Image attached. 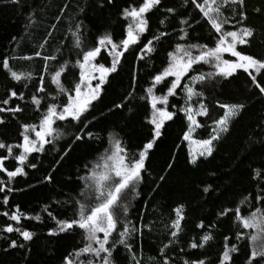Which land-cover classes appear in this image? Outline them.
<instances>
[{
    "label": "trees",
    "instance_id": "16d2710c",
    "mask_svg": "<svg viewBox=\"0 0 264 264\" xmlns=\"http://www.w3.org/2000/svg\"><path fill=\"white\" fill-rule=\"evenodd\" d=\"M141 2L20 0L18 4H13L10 0H0V58L9 57L15 70L31 72L33 76L31 81L16 83L0 69V99L5 98L11 89L23 92L25 102L33 94L39 95L42 98L41 111L48 103L62 104L66 98L57 94L55 86L48 80V74L42 72L43 60L34 58L24 61L12 57L33 56L36 51H40L42 55L57 56L60 62L69 60V72L78 75V69L72 67L78 51L72 47L71 32L75 31V26L81 25L86 46H91L104 33L111 34L114 40L119 41L128 23L121 18V10L129 5L138 6ZM183 4L184 0H161V8L147 14L150 30L141 37L142 42L160 30H167L169 36L156 43L155 51L145 60H137L132 54L125 53L126 59H122L118 72L109 75L108 82L102 86L101 97L93 102L91 112L86 114L92 121L90 130L99 138L76 142L63 160H60V155L67 146L68 137L45 145L44 152L33 153L28 157L24 166L26 176L14 178L9 185L14 190L0 193V212H11L18 206L26 216L39 214L41 217L40 221L22 218L17 225L7 217L0 216V264H62L74 246L80 245L82 236L79 230L72 234L49 236L48 232L55 227V223L43 209L48 206V210L58 219L72 216L73 199L82 187L78 176L84 175L85 165L94 161L107 147L109 133H118L129 153H136L142 147L149 135L145 118L150 109L140 97L144 95L143 89L148 86L151 75L166 64L167 52L176 43V27L180 18L188 19L191 23V27L184 26L188 38L182 43L214 44L210 26L198 14V10L192 6L184 7ZM166 8L176 9V15L169 16L163 11ZM244 11L247 15L244 23L254 29V37L248 46L238 50L264 59V0H244ZM226 14H231V9H227ZM162 19L165 20L164 25L160 24ZM197 20L200 23H196ZM40 44H44L43 49L39 48ZM225 58L234 59L227 54ZM100 59L101 62H110V58L105 56ZM48 66L51 72L58 67V62L49 61ZM210 70L208 65L201 66V71ZM133 73L136 74L133 97L125 101L122 108H114L115 103H120L129 91H133L129 87ZM41 75L46 79V92L35 93ZM71 79L69 75L68 80ZM196 87L204 92L209 116L198 117L206 126L196 130L195 138H207L210 132L207 125L223 114V109L216 107L217 102L240 103L245 107L231 121L229 131L214 142L212 156L200 157L194 165L188 163L187 145L181 140L186 128L183 114L177 112L172 121L165 123L162 136L145 162L147 170L142 173V180L137 185L139 195L135 199L129 198L128 219L147 227H144L142 235L128 239L132 253L122 245L116 247L112 256L113 264H134L133 254L140 264H161L160 249L164 244H169L170 239L166 226L170 224V219L175 218L173 209L180 205L183 206L184 214L182 229L178 240L169 244L165 253L170 264H184L185 260L194 259H203L206 264H218L225 236H229L232 243L244 250L247 242L236 240L237 228L232 220L225 217L218 222L217 213L224 207L234 208L243 196L249 193L254 195L258 191L259 182L252 179V174L253 169H264V97L251 88L247 74L242 71L227 80L216 77ZM178 92L177 97L170 98V105L175 104L177 108L183 103L180 98L183 93L179 89ZM53 96H56L55 101L51 99ZM198 99L194 98L193 103H197ZM25 102L13 100L11 105ZM27 107V114H17L16 118L8 112L0 113V119L6 121V125H0V140L17 143L20 141L21 122H39L40 113L32 111L30 104ZM57 124L65 129L72 127L69 121H57ZM177 145L180 147L177 148ZM0 154L6 153L0 150ZM31 163L36 164L35 169L29 167ZM169 163L171 168L168 167ZM5 165L13 170L15 161L9 159ZM49 173L51 182L44 181ZM0 179L7 182V177L2 173ZM206 186H210L208 193L203 191ZM4 195L9 197L7 206L2 203ZM248 210L244 209L245 214ZM201 221L206 228L215 225L210 229L213 239L203 248L190 249L188 243L192 239L198 241L204 234V230L196 227ZM9 223L32 232V239L24 241L15 232H3V227ZM113 237L118 239L116 233ZM11 240H16L18 245L23 244V247H9ZM233 256L235 264H245L243 255Z\"/></svg>",
    "mask_w": 264,
    "mask_h": 264
},
{
    "label": "snow or ice",
    "instance_id": "6c2138e0",
    "mask_svg": "<svg viewBox=\"0 0 264 264\" xmlns=\"http://www.w3.org/2000/svg\"><path fill=\"white\" fill-rule=\"evenodd\" d=\"M10 2L18 4L20 0H10ZM108 3H112V0H108ZM182 6H192L198 10V14L210 26L214 44L209 46L200 43H182L188 38L184 26L191 27V23L188 19L180 18L176 27V43L167 52L166 64L161 65L151 75L148 86L143 89L144 95L140 97L141 100L146 101V107L150 109L145 118V123L149 126V135L142 147L136 153H129L119 134L109 133L107 147L94 161L85 165V174L78 176L82 187L78 196L73 199L72 216L58 219L48 210V206H45L43 211L55 223V227L48 232L49 236L72 234L77 230L82 236L80 245L74 246L73 251L65 256L62 264H113V252L118 245L124 246L129 253H132L128 239L134 235H142L144 227L147 226L134 224L128 219L129 198L135 199L139 195L137 185L142 180V173L147 170L145 162L149 158V153L162 136L165 123L172 121L177 112L182 113L186 120V128L181 140L187 145L188 163L194 165L200 157L212 156L214 142L229 131L231 121L243 111L245 105L217 102L216 107L223 109V114L207 125L210 128L207 138H195L196 130L206 126L198 117L209 116L204 92L197 90L198 84L204 85L216 77L227 80L234 77L238 71H242L247 74L251 88L264 97V59L238 50L248 46L254 37V29L244 23L247 19L244 0H184ZM159 8H161V0H142L138 6L129 5L123 8L121 18L128 23L119 41L114 40L111 34L104 33L99 35L91 46H86L81 34V25H76L71 35L72 47L78 51L72 67L78 69V75L69 72V60L60 62L57 56L42 55L40 51H36L33 56L12 57L24 61H31L34 58L43 60L42 72L48 74V80L55 86L57 94L62 95L66 100L62 104L48 103L41 111L42 98L37 94H33L29 101L25 102L23 92L18 93L10 89L6 97L0 99V113H11L13 118L20 113L27 114L28 104L31 105L32 111L40 113L38 123L26 121L20 123L19 142L6 143L0 140V150L6 153L0 154V173L7 177V182L0 179V193H10L14 190L9 185L14 178L26 176L24 166L28 157L33 153L44 152L45 145L68 137L67 146L60 155V160H63L73 150L72 146L76 142L99 138L90 130L92 121L86 114L91 112L93 102L101 97L102 86L108 82L109 75L118 72L122 59H126L125 53L132 54L137 60H145L155 51L156 43L169 36L167 30H160L146 42L141 40V37L150 30L147 14ZM227 9H231V14H226ZM163 11L169 16L176 15L174 8H166ZM256 11L259 12V9ZM196 23H200V20ZM160 24L164 25L165 20L162 19ZM43 47L44 44L39 45V48L43 49ZM225 54L234 59L225 58ZM102 56L110 58V62H101ZM49 61L58 62V67L51 72H49ZM203 65H208L211 70L201 71ZM0 69L16 83L33 79L31 72L15 70L7 56L0 58ZM69 75L72 76L71 80H68ZM135 84L136 74L133 73L129 85L133 91H129L120 103H115L114 108H122L124 102L133 97ZM178 89L183 93L180 97L183 103L177 108L175 104L170 105V98L179 95ZM45 92L46 79L41 75L35 93ZM158 92L161 94H157ZM194 98H199L195 104ZM51 99L55 101L56 96ZM13 100L25 103L11 105ZM57 121H69L72 127L65 129L58 125ZM0 125H6V121L0 119ZM176 147L179 148L180 145ZM9 159L15 161L13 170H9L5 165V161ZM56 163L58 164L59 160ZM171 166L169 163L168 167ZM29 167L35 169L36 164L31 163ZM51 179L50 173L44 177V181L47 182H51ZM160 179L163 180L164 177L161 176ZM252 179L259 182L258 191L254 195L249 193L243 196L234 208L224 207L217 213L218 222L225 217L232 220L237 228L235 233L237 241L247 242L242 251L237 244L231 242L229 236H225L218 264H235L233 254L243 255L245 264H264V169H253ZM209 190L210 186L203 189L205 193ZM2 203L4 206L9 204L8 195L3 196ZM245 208L249 209L246 214ZM173 212L175 218L170 219V224L166 226L170 236L169 244L178 240L182 229L181 222L184 219L182 205L174 208ZM0 216L7 217L17 225L21 223L22 218L41 220L39 214L34 217L24 215L18 206L11 212H0ZM196 227L204 230V234L198 241L192 239L188 243L190 249L203 248L213 239L210 229L215 225L206 228L201 221ZM2 231L15 232L24 241L31 240L33 236L32 232L14 227L11 223L6 224ZM114 233L117 234L118 239L113 237ZM169 244H164L160 249L161 264H170L165 254ZM9 247H23V244L18 245L16 240H11ZM132 259L134 264H140L134 254ZM184 264H206V262L203 259H194L185 260Z\"/></svg>",
    "mask_w": 264,
    "mask_h": 264
},
{
    "label": "rangeland",
    "instance_id": "374dc122",
    "mask_svg": "<svg viewBox=\"0 0 264 264\" xmlns=\"http://www.w3.org/2000/svg\"><path fill=\"white\" fill-rule=\"evenodd\" d=\"M94 83V82H93Z\"/></svg>",
    "mask_w": 264,
    "mask_h": 264
}]
</instances>
